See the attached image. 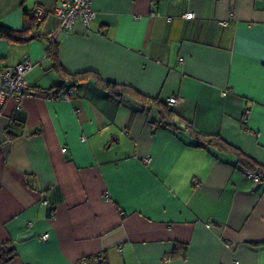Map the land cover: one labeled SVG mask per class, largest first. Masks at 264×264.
Here are the masks:
<instances>
[{
    "label": "crops",
    "instance_id": "obj_1",
    "mask_svg": "<svg viewBox=\"0 0 264 264\" xmlns=\"http://www.w3.org/2000/svg\"><path fill=\"white\" fill-rule=\"evenodd\" d=\"M36 5L40 31L54 29L57 0H0V23L19 30ZM91 7L89 24L57 33L67 72L178 96L172 108L198 132L264 164V0ZM46 49L41 36L0 39V68L35 63L19 107L9 99L0 108V243L16 252L0 264H264L263 182L182 129H153L155 108L112 96L93 77L57 90ZM179 243L185 257H171Z\"/></svg>",
    "mask_w": 264,
    "mask_h": 264
},
{
    "label": "trees",
    "instance_id": "obj_2",
    "mask_svg": "<svg viewBox=\"0 0 264 264\" xmlns=\"http://www.w3.org/2000/svg\"><path fill=\"white\" fill-rule=\"evenodd\" d=\"M45 14V13H44ZM44 21V15L37 21L36 15L32 10H23V25L19 30L10 28L0 23V39L12 43H26L34 37L41 36L47 40V56L51 60V68L57 73L61 82L57 90L63 88L65 82L72 84L87 80L93 77L94 82L110 95L117 98L128 97L138 102L142 108H155L158 113V119L152 120L153 129L164 126L172 130H184L194 139V144L202 148H214L225 154L235 157L236 164L245 170L256 173L260 181L264 183V164L256 161L246 154L240 147L226 141L219 135H205L198 132L191 121L186 120L178 114L172 107L159 97L148 96L131 85L109 81L102 78L95 71H84L78 73H69L63 67L59 58V43L57 41L58 24L50 31H40ZM37 30L36 34L35 31ZM182 125V126H180ZM187 243H179L174 248L171 257L184 258L187 252ZM14 246L9 242L0 243V263L7 262L15 256Z\"/></svg>",
    "mask_w": 264,
    "mask_h": 264
},
{
    "label": "built area",
    "instance_id": "obj_3",
    "mask_svg": "<svg viewBox=\"0 0 264 264\" xmlns=\"http://www.w3.org/2000/svg\"><path fill=\"white\" fill-rule=\"evenodd\" d=\"M37 21L41 20L44 15V7L36 5L33 8ZM54 15L58 18V32H69L76 20H80L85 25L89 24L95 17V11L91 7V0H57V5L53 11ZM184 18L191 19L194 17L193 12H186L182 15ZM171 18L169 17L168 20ZM182 60V58H180ZM35 66L29 59H24L15 64H8L4 68H0V108L6 100H13L16 106L19 107L21 98L30 92L29 83L27 82L26 75ZM69 93H65L67 96ZM226 94V91L223 92ZM59 95H50V98H59ZM182 101V98L172 95L165 99V102L170 107L176 106ZM1 113V112H0ZM85 139L84 136L81 137ZM64 152L66 148L62 149ZM248 178L255 182H259V176L251 171L246 170ZM47 202V201H44ZM48 237V232L39 235V239L44 240ZM170 257H167V260ZM237 261H235V264Z\"/></svg>",
    "mask_w": 264,
    "mask_h": 264
}]
</instances>
